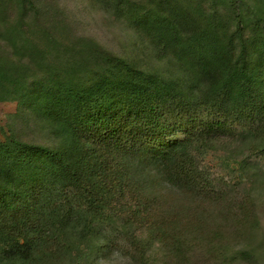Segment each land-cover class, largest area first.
Returning a JSON list of instances; mask_svg holds the SVG:
<instances>
[{"label":"rangeland","instance_id":"rangeland-1","mask_svg":"<svg viewBox=\"0 0 264 264\" xmlns=\"http://www.w3.org/2000/svg\"><path fill=\"white\" fill-rule=\"evenodd\" d=\"M32 1L36 12H23L18 0H0V97L8 98L0 100V141L9 146L0 172L12 185L25 175L16 140L50 147L60 140L33 102L21 97L25 88L89 85L112 72L105 52L202 100L208 74L163 47L145 19L167 17L184 34L214 29L229 37L241 16L247 24L259 21L261 30L247 37L264 49V15L256 17L254 7L264 11V0ZM249 51L264 66V56ZM13 75L24 80L16 99L6 92ZM263 140L264 114L233 138L201 141L215 197L165 180L156 161L128 165L121 173L126 204L108 202L98 214L80 202L74 218L63 222L62 212L50 215L52 243L27 259L0 254V264H264V154L251 152ZM52 199L51 191L35 197L39 206L49 207Z\"/></svg>","mask_w":264,"mask_h":264},{"label":"trees","instance_id":"trees-1","mask_svg":"<svg viewBox=\"0 0 264 264\" xmlns=\"http://www.w3.org/2000/svg\"><path fill=\"white\" fill-rule=\"evenodd\" d=\"M18 5L36 12L32 0ZM254 7L262 18L264 11ZM145 23L163 47L208 74L202 100L184 95L175 81L146 74L107 52L112 72L89 85L25 88L21 97L33 102L60 140L53 147L16 140L25 175L12 185L0 172V254L6 258L27 259L52 243L50 215L62 212L63 222L74 218L80 202L98 214L108 202L126 204L128 186L121 173L128 165L156 161L165 180L199 196L217 195V183L202 166L201 141L233 138L264 114V66L249 53L255 49L264 56V49L247 37L262 27L239 16L228 37L214 29L184 34L167 17ZM9 84L6 92L14 99L24 80L13 75ZM8 151L0 141L4 170ZM251 152L264 154V140ZM49 191V207L39 206L35 197Z\"/></svg>","mask_w":264,"mask_h":264}]
</instances>
